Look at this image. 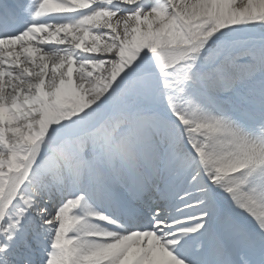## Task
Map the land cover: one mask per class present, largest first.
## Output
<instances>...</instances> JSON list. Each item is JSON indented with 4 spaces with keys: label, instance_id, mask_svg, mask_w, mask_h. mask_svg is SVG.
Wrapping results in <instances>:
<instances>
[{
    "label": "snow or ice",
    "instance_id": "obj_1",
    "mask_svg": "<svg viewBox=\"0 0 264 264\" xmlns=\"http://www.w3.org/2000/svg\"><path fill=\"white\" fill-rule=\"evenodd\" d=\"M0 264H264V0H0Z\"/></svg>",
    "mask_w": 264,
    "mask_h": 264
}]
</instances>
